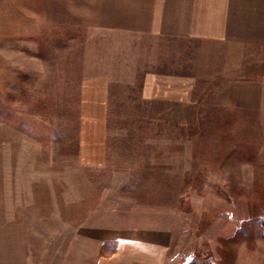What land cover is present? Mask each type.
Listing matches in <instances>:
<instances>
[{"label":"rangeland","instance_id":"1","mask_svg":"<svg viewBox=\"0 0 264 264\" xmlns=\"http://www.w3.org/2000/svg\"><path fill=\"white\" fill-rule=\"evenodd\" d=\"M64 1L0 0V264H105L127 229L165 264H264V87L219 102L198 42Z\"/></svg>","mask_w":264,"mask_h":264},{"label":"crops","instance_id":"2","mask_svg":"<svg viewBox=\"0 0 264 264\" xmlns=\"http://www.w3.org/2000/svg\"><path fill=\"white\" fill-rule=\"evenodd\" d=\"M64 3L86 6L96 26L145 37L196 41L199 47L193 75L208 78L206 83L216 87L213 90L219 102L240 105L255 88V98H260L263 78H229L227 72L235 59L245 60L264 52V0H66ZM171 80L168 82L172 83ZM122 231L128 235L96 237L97 243L116 244V252L105 258V264L166 263L168 242L160 247L138 234L139 231Z\"/></svg>","mask_w":264,"mask_h":264}]
</instances>
